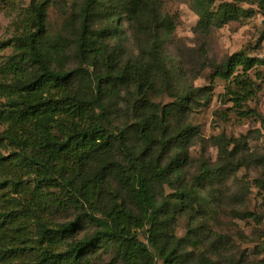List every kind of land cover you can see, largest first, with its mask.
Returning a JSON list of instances; mask_svg holds the SVG:
<instances>
[{"label":"trees","instance_id":"16d2710c","mask_svg":"<svg viewBox=\"0 0 264 264\" xmlns=\"http://www.w3.org/2000/svg\"><path fill=\"white\" fill-rule=\"evenodd\" d=\"M57 1L30 0L22 29L0 42V52L12 50L0 62L6 98L0 143L21 151L17 160L33 176L36 206L26 202L28 208L3 215L0 254L31 252L32 264H223L203 251L194 257L188 248L194 228L189 240L177 238L175 228L182 215L197 225L195 213L217 211L221 199L212 192L229 173L259 167L257 187L264 189V156L243 152L249 137L221 135L214 139L220 162H204L199 176L190 175L191 150L201 139L191 117L210 98L206 89L182 87L179 66L164 53L176 25L162 12V0H78L79 9L63 24L67 37L51 38L49 8ZM191 1L207 33L246 13L235 2L247 0ZM70 47L77 65L56 66ZM261 67L264 59L235 54L215 66L214 78L228 84L223 96L241 106L256 95L251 73ZM165 93L173 102L158 104ZM10 185L19 182L0 181V189ZM65 206L76 210L71 221L42 216ZM238 214L261 222L257 213ZM32 222L36 239L23 246ZM87 224L96 229L78 238ZM215 236L208 245L217 251L224 236Z\"/></svg>","mask_w":264,"mask_h":264},{"label":"rangeland","instance_id":"374dc122","mask_svg":"<svg viewBox=\"0 0 264 264\" xmlns=\"http://www.w3.org/2000/svg\"><path fill=\"white\" fill-rule=\"evenodd\" d=\"M261 1L235 2L246 13L223 28L212 29L207 33L199 27L200 19L192 7L191 0H162V12L171 16L176 25L164 53L171 62L179 66L182 87L206 89L210 98L191 117L192 124L199 128L201 134V139L191 150L192 164L189 171L191 176H199L200 167L204 162L211 166L220 162L219 147L214 139L221 135L232 141L249 137L247 141L241 143L240 148L243 152H257L264 156V68H257L251 73L256 83V95L241 106L231 102L230 95L223 96L227 93L228 84L214 78L215 66L221 65L235 54L243 53L251 58L264 59V3ZM29 3L30 0H0V42L11 40L22 29L21 21L25 17ZM219 5L220 3H217L215 9ZM79 6L78 0H58L49 8L51 38H58L61 35L67 37L63 24L66 19L75 15ZM126 27L128 44L135 50V40L128 30V25ZM65 39L70 42V34ZM11 53L10 48L1 51L0 62ZM134 53L139 54L136 51ZM58 62L56 66L66 69H72L77 65L71 47L67 50L66 57L59 59ZM156 102L166 105L173 101L165 93L157 96ZM5 103L6 98L0 95V107ZM4 129L0 127V132ZM234 147L232 146L230 150ZM19 154L21 151L15 146L7 142L0 143V181L19 182L16 187L10 185L6 189H0L2 216L0 224L4 220V214L28 208L30 205L26 202L30 203L32 208L36 207L32 196L35 189L33 176L28 175L27 169H21L17 160ZM261 178L263 171L256 166L229 173L223 178L217 192H212L221 199L215 213L206 216L195 213L197 225L192 224L188 216H181L175 228V235L179 239L189 240V232L194 228L192 238L196 242L190 241L188 245L194 257L203 251L208 257L221 260L223 264H264V189L257 187V182ZM166 193L171 194L172 191L167 189ZM242 211L259 214L261 222L239 216L238 213ZM48 212L42 216L52 223H65L76 216L73 206ZM97 218L101 216L97 215ZM201 224H205V227L200 228ZM95 229L96 227L91 224L85 225L78 238L92 233ZM37 230V225L32 222L23 239L27 243L23 246L33 244L32 240L36 239ZM215 234L224 236L223 246H219L217 251L216 247L208 245L216 238ZM9 241L13 243L12 240ZM198 241L207 243L206 247L199 245ZM22 243L24 242L19 244ZM33 256L31 252L19 254L15 258L0 254V264H32ZM104 259L109 261L110 256L106 255Z\"/></svg>","mask_w":264,"mask_h":264}]
</instances>
